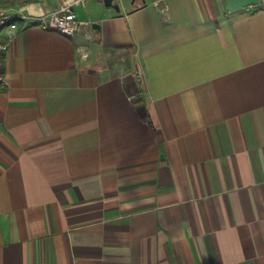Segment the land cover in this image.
<instances>
[{
	"label": "crops",
	"instance_id": "obj_1",
	"mask_svg": "<svg viewBox=\"0 0 264 264\" xmlns=\"http://www.w3.org/2000/svg\"><path fill=\"white\" fill-rule=\"evenodd\" d=\"M0 12V264H264V0Z\"/></svg>",
	"mask_w": 264,
	"mask_h": 264
},
{
	"label": "built area",
	"instance_id": "obj_2",
	"mask_svg": "<svg viewBox=\"0 0 264 264\" xmlns=\"http://www.w3.org/2000/svg\"><path fill=\"white\" fill-rule=\"evenodd\" d=\"M17 17L6 12H0V85H5V79L2 75V54L8 49L15 35ZM33 21L47 28L54 27L60 34L65 36H73L81 31L82 23L75 19L71 10V5H65L58 12L50 13Z\"/></svg>",
	"mask_w": 264,
	"mask_h": 264
},
{
	"label": "water",
	"instance_id": "obj_3",
	"mask_svg": "<svg viewBox=\"0 0 264 264\" xmlns=\"http://www.w3.org/2000/svg\"><path fill=\"white\" fill-rule=\"evenodd\" d=\"M112 2H113V0H105V3H106V4H110V5H111Z\"/></svg>",
	"mask_w": 264,
	"mask_h": 264
}]
</instances>
